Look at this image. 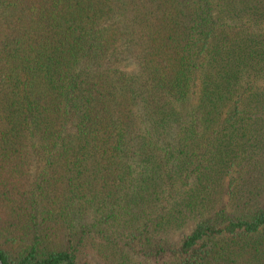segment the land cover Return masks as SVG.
<instances>
[{
    "label": "trees",
    "instance_id": "1",
    "mask_svg": "<svg viewBox=\"0 0 264 264\" xmlns=\"http://www.w3.org/2000/svg\"><path fill=\"white\" fill-rule=\"evenodd\" d=\"M3 264H264V0H0Z\"/></svg>",
    "mask_w": 264,
    "mask_h": 264
},
{
    "label": "water",
    "instance_id": "2",
    "mask_svg": "<svg viewBox=\"0 0 264 264\" xmlns=\"http://www.w3.org/2000/svg\"><path fill=\"white\" fill-rule=\"evenodd\" d=\"M0 264H3V263L1 262V260H0Z\"/></svg>",
    "mask_w": 264,
    "mask_h": 264
}]
</instances>
